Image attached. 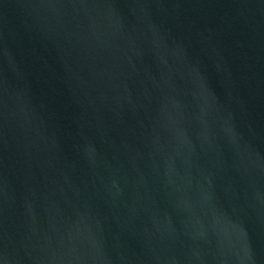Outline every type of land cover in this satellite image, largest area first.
<instances>
[{
    "label": "water",
    "instance_id": "95a60500",
    "mask_svg": "<svg viewBox=\"0 0 264 264\" xmlns=\"http://www.w3.org/2000/svg\"><path fill=\"white\" fill-rule=\"evenodd\" d=\"M0 264H264V0H0Z\"/></svg>",
    "mask_w": 264,
    "mask_h": 264
}]
</instances>
